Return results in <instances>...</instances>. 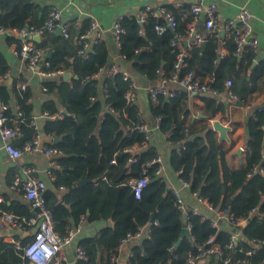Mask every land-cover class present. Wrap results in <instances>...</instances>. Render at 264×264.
Here are the masks:
<instances>
[{
	"label": "trees",
	"instance_id": "16d2710c",
	"mask_svg": "<svg viewBox=\"0 0 264 264\" xmlns=\"http://www.w3.org/2000/svg\"><path fill=\"white\" fill-rule=\"evenodd\" d=\"M177 22L175 31L182 33L187 20L174 7H167ZM45 16L29 0H0V26L20 28L22 26L40 27ZM162 23L161 19L147 17L145 24H140L134 15L122 16L120 24L124 32L120 35L119 54L131 68L135 78L142 77L148 81L168 77L174 71L175 51L170 46L173 33L166 29L157 34L154 25ZM89 27L88 20L71 28L69 37L60 32L45 33L37 47L48 48L50 56L46 59L49 69L70 71L75 78L64 80L62 77L44 82L53 100L43 105L49 115L59 113L60 118H46L40 124V132L57 143H48L62 151L57 158L60 165L55 169V180L52 183L68 190L63 196L65 203L51 190L43 192L46 207L55 221V231L63 234L69 221L77 223L81 216L88 221L111 219L113 226L104 227L98 236L82 239L79 242L88 254L89 260L84 264H111L110 256L122 237L127 232L135 231L138 226L149 222L151 216L158 226H151V231L140 241L131 246V256L125 264H185L188 252H194L197 244L211 235L224 249L231 241L233 232L226 228H214L209 220L188 212L191 224V238H180L184 227L182 213L174 205L171 190L161 177L154 174L155 165L147 168L150 181L144 188L141 197L135 199L131 188L126 184L131 177H139L142 168L158 155L149 143L136 154V162L128 166L129 154L123 152L125 147L139 143L143 136L138 131H127L129 122L136 120L139 107L135 103L127 104L124 94L127 82L120 74L110 78L93 79L100 68L107 67L108 49L103 41L93 44L86 56L77 54L79 35ZM141 30V34H139ZM5 37L9 45L20 47L21 40L15 35ZM217 39L206 37L203 49L193 47L185 58V70L193 71L199 78L213 77L210 89L223 90L224 82L230 80L229 90L234 93L237 104H247L255 92L256 80L264 74V64L249 68L252 53H245L240 58L232 54L233 45L228 47L229 54L217 60ZM73 59L69 61V58ZM9 65L0 51V76L7 73ZM12 93L19 105L24 121L21 134L12 144L21 147L34 134L29 126L34 117L31 91L16 88L12 83ZM201 103L200 112L204 118L188 121V93L182 92L173 98L158 96L149 97V111L153 117H160L158 130L169 135L175 146L172 149L169 163L171 168L189 183V192L206 199L216 210L222 209L237 218H245L252 208L264 214V175L247 176L254 165L264 167L262 150L264 149V132L261 128L264 112L254 111L245 122L247 138L245 141L244 163L237 169H231L226 155L232 143L219 140L213 131L210 120L217 113L224 114L228 105L233 103L229 98H216L209 94L197 96ZM0 99L9 103L10 95L6 84H0ZM59 102V105L57 104ZM109 106L112 111L108 110ZM64 110L65 112H61ZM118 113V114H117ZM126 116H124V114ZM13 117V106L7 111ZM174 127V129H173ZM186 131V132H185ZM114 160V164L111 161ZM127 171L130 173L127 174ZM87 180L79 185L80 180ZM0 208L16 215L30 216L28 204L13 201L10 205L0 203ZM22 245L30 237L14 234ZM264 240V215H254L247 219L240 229V235L234 244L235 252L224 249V256L231 261L245 259L248 264L264 261V244L251 254L252 241ZM175 244L171 258L168 247ZM0 264H26L13 245L4 242L0 237ZM197 264H221L216 256H210Z\"/></svg>",
	"mask_w": 264,
	"mask_h": 264
},
{
	"label": "built area",
	"instance_id": "2783aa9c",
	"mask_svg": "<svg viewBox=\"0 0 264 264\" xmlns=\"http://www.w3.org/2000/svg\"><path fill=\"white\" fill-rule=\"evenodd\" d=\"M217 11L218 8L215 2L195 0V2L190 4L184 11L187 22L182 33L175 31L177 26L176 18L174 14L166 8H153L146 6L135 16L136 20L140 24H145L148 16L161 19L162 23L154 25L156 33L162 34L166 29L173 33L170 46L172 50L175 51L174 71L166 78L163 77L164 72L159 71L161 85L152 88H145L152 100L157 99L158 96L173 98L182 92H186L189 95L195 96L209 94L216 98H229L233 103L238 101L237 96L229 90V87L231 86L230 80H226L224 82L225 88L223 90H211L209 84L213 82L212 76L206 77L202 80L201 78L195 76L191 70H185L181 73L186 66L185 58L189 56L190 50L193 47L200 46L206 37H214L217 40L220 38V48H217L216 51L217 60L226 56L225 52L221 48L226 47L228 42L232 43V54L235 56L240 57L245 53H257L259 40L253 32L251 24L252 15L249 10L244 7L240 8L236 16L227 19L222 27H219ZM120 19L121 17L117 18L111 28L112 36L119 48L120 35L124 32L120 24ZM199 22L202 23L204 33H200L196 27ZM78 26V22L76 21L70 22L62 20L61 11L56 7L51 6L48 9L45 20L40 27L22 26L20 28H12L0 26V35L12 34L19 37L21 44L20 47L13 45V55L24 61L28 68L37 72V74L43 77H55L57 75H62L64 70L49 69L50 64L46 59L48 48L37 47L34 44L32 37L36 35L42 37L45 33H55L58 29L64 37H69L70 29L72 27L77 28ZM96 27L97 24L94 21H91L88 29L79 35V39L77 41L79 46L77 49L78 55L86 56L88 50L87 39ZM220 30L224 32L225 36H220ZM139 34H141V30H139ZM101 37L102 35L99 33L98 38ZM120 56L124 58L123 55ZM72 59V57L69 58L70 61ZM117 74H120L122 79L127 82V90L124 94L126 103H135L137 99V90L139 89L137 79L129 70L122 67L117 60L111 61L107 67L98 69L92 78H110ZM7 78V73L1 75L0 84ZM167 83L176 84L178 89L169 90L165 86ZM16 88L19 91H23L26 89V84L19 82L16 85ZM43 90H47L45 86H43ZM10 107L9 103H5L0 99V141L2 143V149L13 160L21 158L25 153L41 154L47 160V165L43 169L44 173L50 178L54 177L53 171L60 168L57 158L62 156V151L55 146L46 144L42 141V134L36 117H33L29 122V126L34 130L32 137L29 140H26L21 147L14 146L12 141L20 136V128L24 118L20 107L17 104L13 107V117H8L7 111ZM106 108L112 111L109 106H106ZM255 111L257 113L264 112V106H258ZM123 114L126 116L125 113ZM42 116L46 118L61 117L59 113L49 115L47 111H43ZM159 124L160 117H154V127L156 129H158ZM261 128L264 132V118ZM126 130H129V132L138 131L143 136L139 143H134L123 149V152L129 154L128 166H130L136 162V154L145 148L150 142L151 129L146 124L141 112L139 111L137 112L136 120L129 122L126 126ZM170 134L166 136L169 142H171L169 140ZM261 155L264 161V149L262 150ZM111 163L114 164V160H112ZM152 165H155L154 174L160 175L163 169L162 161L161 157L157 155L146 163V165L142 168L139 177H131L127 180L126 184L131 188L135 199H139L141 197L144 188L149 183L150 177L147 173V168ZM18 171L19 175L14 178L12 187L22 194L32 213L30 216H20L0 208V227H7L13 232H26L28 233V236H30V240L25 245H22L21 241L15 237H12L10 241L6 240V242L13 245L14 249L19 253V256L23 260H26V264H69L66 257L62 256L60 252L65 246L73 241V238L79 228H67L63 234L56 232L54 229L55 221L51 212L46 207L43 198V192L46 190L47 186L46 182L35 174L37 171L32 166L22 164L20 165ZM129 173L130 172L127 171V174ZM180 173L181 171L176 172L179 187L173 188L171 190V194L173 196L174 205L182 213L184 221L183 228H186L190 232L191 224L188 221V212L186 209L185 199L182 194V190L189 189V183L180 176ZM255 174L264 175V167L261 165L252 166L247 176L250 177ZM191 194L198 204L204 206L208 212L212 213V216L202 213L196 209L191 211L192 214L200 216L203 220H209L211 222V226L216 229L220 228L221 222H226L232 227L240 230L243 227V224H246L248 218L254 215H264L259 213L257 208H252L247 213L245 218H237L225 210L214 209L206 199L202 198L198 194ZM153 225L158 226V222L153 220L152 223L148 222L142 226H138L133 232H127L126 235L120 239L115 249V253L110 256L111 264H121L119 253L122 249L148 235L151 231V226ZM189 238L192 240L191 234ZM234 238H237L235 233L233 234L231 241L224 248L229 250L231 253L235 252ZM263 244V239L253 240L252 249L248 252V254L253 253L256 248ZM175 248V244L168 247V251L172 255L169 260L176 258V254H174ZM224 249L216 242L215 236L211 235L202 243L197 244L194 252L187 253L185 257V264H197L201 260L210 256L218 257L221 264H248L245 259L231 261L229 257L224 256ZM129 256H131V253ZM74 260L80 264H84L89 260L87 252L81 246L75 247ZM255 264H264V261Z\"/></svg>",
	"mask_w": 264,
	"mask_h": 264
},
{
	"label": "crops",
	"instance_id": "0c3cea01",
	"mask_svg": "<svg viewBox=\"0 0 264 264\" xmlns=\"http://www.w3.org/2000/svg\"><path fill=\"white\" fill-rule=\"evenodd\" d=\"M206 2H215L217 4V15L219 20V27H222L225 21L231 17L236 16L239 9L244 7L249 10L252 15L251 24L253 27V32L259 40V48L256 54L251 57V62L249 68H254L259 65L264 64V0H205ZM37 10L39 14L46 17L48 9L53 6L59 9L62 13V20L70 22L81 23L84 20H88L89 24L94 21L97 24L96 29L88 37V50L90 52L92 46L97 41L105 42L108 49V60L107 65L113 60H117L120 65L127 70L131 71V68L127 65L124 59L119 54V47L117 46L111 32L112 24L114 21L122 16L134 15L136 16L143 8L150 6L153 8H167L169 6L174 7L179 11L181 17H185V9L195 0H29ZM197 29L200 33H204L202 28V23L197 24ZM102 37L98 38V34ZM220 36H225L224 32L220 30ZM220 39V38H219ZM219 39L217 40V47L220 48ZM78 41V40H77ZM76 41V43H77ZM206 41V38H205ZM232 44L228 42L226 47L221 48L225 55L229 54L228 47ZM13 45H9L5 37L0 36V51L4 55L8 62L9 69L7 71L8 78L2 82L6 84V88L10 95L9 105L15 106L16 101L12 93V83L16 81V85L19 82H23L28 86L31 91V102L33 104V114L36 117L39 129L40 124L46 119L42 116L43 105L49 101L53 100L54 96L49 94L47 90H43L44 82L52 79L63 78V74L69 73L70 77L64 80L75 78L72 72L64 71L62 75H57L55 77H43L37 72L30 70L26 63L19 58L15 57L12 53ZM87 54V53H86ZM238 57V56H237ZM241 57V56H240ZM239 57V58H240ZM70 61V60H69ZM132 72V71H131ZM206 77L202 78L204 80ZM101 83L104 77L99 78ZM137 83L139 89L137 90L136 104L139 107L146 124L151 129V138L149 144L153 146L158 155L161 157L162 161V171L158 175L165 182L168 189L178 188L179 184L176 178V172L171 168L169 163V158L174 145L168 141L166 135L161 134L158 129L154 127V117L149 111V95L145 88H152L161 85V79L156 81H148L145 78L138 77ZM165 86L169 90H177L178 86L174 83H167ZM256 90L252 94L250 101L247 104H236L230 103L226 113H217L213 119L209 122L219 121L224 126H228L230 131L228 132L229 142L232 143L230 150L226 155V161L231 169H237L241 167L244 163L245 156V141L247 138L245 122L247 118L256 110L258 106H264V74L259 77L255 82ZM189 95V94H188ZM188 107L189 115L188 121L200 118L202 115L200 110L199 98L195 95H189ZM59 105V102H57ZM63 112V110H61ZM217 133V132H216ZM218 135V133H217ZM54 139L49 136L42 134V141L46 144L54 143ZM225 141V140H224ZM13 142V141H12ZM227 142V141H226ZM228 143V142H227ZM241 151V155L237 152ZM61 157V156H60ZM59 158V157H58ZM22 164L32 166L36 169V175L46 182V189H51L60 199L63 200V196L68 193V190L59 184L53 186L56 176L50 178L44 173V168L47 165V160L41 154H23L21 158L13 160L11 159L2 149V143L0 141V199L1 203H6L10 205L13 201H19L27 204L24 200L22 194L12 187V182L14 178L19 175V167ZM128 167V165H127ZM79 184V182H78ZM84 185V184H83ZM183 197L186 203L187 212L194 209L212 216V213L208 212L207 209L198 204L189 189L182 190ZM65 201L63 200V204ZM66 204V203H65ZM6 211V210H5ZM9 212V211H8ZM31 212V210H30ZM12 213V212H11ZM32 213V212H31ZM14 214V213H13ZM183 219V216H182ZM109 226L107 220H96L88 221L86 217L81 216L80 220L75 223L73 220L69 221V228H79L73 241L65 246L60 254L65 256L69 264H80L74 260V249L79 246V242L82 239L92 238L98 236L100 231ZM221 228H226L235 233L237 239L240 235V230L232 227L226 222H221ZM244 227V226H243ZM242 227V228H243ZM68 228V227H67ZM14 234L25 237L26 232L12 231L7 227H0V237L3 241H10ZM28 236V235H27ZM30 237V236H28ZM140 241V240H139ZM138 242V241H137ZM137 242L125 246L119 253V259L121 264H125L127 257L131 253V246Z\"/></svg>",
	"mask_w": 264,
	"mask_h": 264
},
{
	"label": "water",
	"instance_id": "95a60500",
	"mask_svg": "<svg viewBox=\"0 0 264 264\" xmlns=\"http://www.w3.org/2000/svg\"><path fill=\"white\" fill-rule=\"evenodd\" d=\"M60 30L58 29L57 32H59ZM32 40L34 42H40L41 40V37L36 35V36H33L32 37ZM205 44H206V41L204 40L201 44H200V48L203 49L205 47ZM47 56H50V52L48 51L47 52ZM68 77H70V74L69 73H65L63 74V78L64 79H67ZM65 111L63 110V113ZM200 118H204L203 115H199ZM211 127L213 129V131L217 132L218 133V139L221 141V140H225L227 142H229V136H228V132L230 131V128L228 126H224L223 124H221L219 121H216V122H213L211 124ZM54 143H57L58 142V139H54L53 140ZM241 149L237 152L238 155H241ZM88 181L87 180H80L79 181V185H83L85 183H87ZM108 222V225L110 227L113 226V222L111 219H108L107 220ZM149 222L152 223L153 222V217L151 216V218L149 219ZM246 224L244 223L243 226H245ZM25 236L28 235V233L24 234ZM190 236V232L186 229V228H182L181 230V233H180V238H184V237H189ZM234 243L236 244L237 242V238H234L233 239Z\"/></svg>",
	"mask_w": 264,
	"mask_h": 264
}]
</instances>
